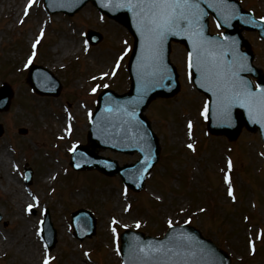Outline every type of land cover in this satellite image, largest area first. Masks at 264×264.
<instances>
[{
  "label": "rangeland",
  "instance_id": "obj_1",
  "mask_svg": "<svg viewBox=\"0 0 264 264\" xmlns=\"http://www.w3.org/2000/svg\"><path fill=\"white\" fill-rule=\"evenodd\" d=\"M240 1L257 16H264V0ZM24 2L0 0V84L6 81L13 92L9 108L0 111V264H40L44 249L40 246L39 252L31 255L32 245L20 236L23 229H29L31 221L34 234L43 215L39 206L26 212L24 204L31 200L18 176L25 162L34 169L29 192L36 193L41 204L47 205L56 228L50 264H118L109 229L111 220L119 231L125 225L136 228L134 221L138 220L141 224L137 229L161 235L169 224L181 223L186 215L191 217L189 223L231 256V264H264L261 141L257 134L248 132L232 142L207 136L202 118L204 96L185 78L183 46L172 47V61L180 71V92L170 99L153 101L146 110L160 139V158L143 191H125L124 196L117 176L105 177L95 170L76 172L67 167L62 172V168L69 154L67 147L86 141L85 108L92 107L99 88L105 82L119 90L127 88L123 63L128 54L117 74L112 76L109 70L116 56L131 44L129 34L116 23L99 20L90 5L73 17L49 16L41 5H35L18 26ZM42 25L46 32L34 60L52 69L62 82L57 97L35 95L25 84L23 62L32 50L29 41L38 35L37 29ZM89 28L101 31L103 39L87 48L81 44L80 32ZM211 28L215 30L212 25ZM246 35L255 50L256 63L264 67V45L255 33ZM101 74L105 78H99ZM93 76L97 79L91 80ZM93 84H98L95 93L90 90ZM66 116L70 128L65 126ZM187 120L192 128L186 127ZM19 128H25L27 133L20 134ZM187 141L193 142V149L186 147ZM99 153L116 157L120 164L137 158L136 154L123 156L104 150ZM13 163L17 170L12 168ZM226 170L231 174L227 187L222 181ZM59 172L63 183L58 182V176L45 183L46 175ZM232 185L234 199L225 192ZM125 202L131 204L128 209ZM81 205L96 214L97 230L93 237L79 241L71 236L65 214ZM26 235L31 239L29 231ZM249 240L253 250L249 249Z\"/></svg>",
  "mask_w": 264,
  "mask_h": 264
},
{
  "label": "water",
  "instance_id": "obj_2",
  "mask_svg": "<svg viewBox=\"0 0 264 264\" xmlns=\"http://www.w3.org/2000/svg\"><path fill=\"white\" fill-rule=\"evenodd\" d=\"M85 1L69 0L62 6L51 5L48 9H61L71 14ZM97 1H100L97 4L102 11L128 26L136 36V43L130 63L133 76L130 95L110 96L107 99L110 101L99 102L90 133V139L96 145L127 151L137 149L147 159L144 166L150 165L153 158L149 156L146 145H150L152 157L157 153V146L140 113L156 94L171 95L178 88L174 68L167 60L171 40L181 41L187 46L191 68L199 70V74L194 75L195 82L211 98L210 128L234 136L241 124H246L252 129L258 126L264 133V120L256 110H250L247 104L241 107L242 101L232 97L233 83L257 96L259 89L264 88V76L250 65V52L240 50L242 45H247L236 27L255 26L232 0H193L197 5L193 10L195 15L181 21L178 29L168 32L154 46L149 45L137 16L128 8L118 6L123 0ZM208 12L213 13L219 24L225 27L222 38L206 33ZM258 29L264 35V27L258 26ZM246 73L257 77L256 90L246 81ZM131 95L136 98H129ZM95 134L103 143L96 142ZM122 236L124 264H229L228 257L197 232L184 230L179 245L172 244L170 235L164 239H152L134 232Z\"/></svg>",
  "mask_w": 264,
  "mask_h": 264
},
{
  "label": "snow or ice",
  "instance_id": "obj_3",
  "mask_svg": "<svg viewBox=\"0 0 264 264\" xmlns=\"http://www.w3.org/2000/svg\"><path fill=\"white\" fill-rule=\"evenodd\" d=\"M32 2L33 0H29V7ZM118 6L128 8L137 16L150 46L157 44L168 32L178 29L181 26V21L188 20L189 16H194L193 10L197 7L193 0H123ZM25 15H27V9ZM38 42L39 40H37ZM30 62L31 58H29ZM191 66L190 62L189 67ZM231 90L233 99L242 101L241 107L247 104L250 110L254 108L257 115L264 120V88L259 89V96L234 83ZM189 127L191 128V124ZM189 147L192 146L189 145ZM231 194L230 189L229 195ZM31 207L29 205V208ZM44 264H48V261L45 260Z\"/></svg>",
  "mask_w": 264,
  "mask_h": 264
},
{
  "label": "bare ground",
  "instance_id": "obj_4",
  "mask_svg": "<svg viewBox=\"0 0 264 264\" xmlns=\"http://www.w3.org/2000/svg\"><path fill=\"white\" fill-rule=\"evenodd\" d=\"M21 194V193H18V194H15V197H18V195ZM29 229L28 227L27 228V231H25L24 229L21 231L20 233V236L27 242H29L32 246L30 248H33L32 250V253L31 255L35 254V253H38L40 248L38 247V244H37V241L35 239V236L32 234V228H33V222H29ZM28 231L31 233V239L28 237V235H26L28 233ZM24 241V242H25ZM1 242V241H0ZM26 243V242H25ZM35 257V256H34Z\"/></svg>",
  "mask_w": 264,
  "mask_h": 264
}]
</instances>
